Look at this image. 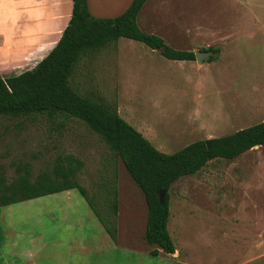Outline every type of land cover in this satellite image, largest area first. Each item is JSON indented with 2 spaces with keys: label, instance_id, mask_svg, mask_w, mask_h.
<instances>
[{
  "label": "rangeland",
  "instance_id": "rangeland-1",
  "mask_svg": "<svg viewBox=\"0 0 264 264\" xmlns=\"http://www.w3.org/2000/svg\"><path fill=\"white\" fill-rule=\"evenodd\" d=\"M242 1L148 0L139 14L142 30L162 36L175 49L222 48L216 64L168 59L159 49L122 37L85 52L70 83L81 94L117 107L166 153L261 122L264 0ZM68 154L83 160L78 180L101 216L114 218L117 191L122 220L130 215L137 230H145L142 190L84 121L63 114L0 117V172L9 181L20 165L30 164L36 179ZM72 199L59 193L0 206V238L3 223L11 222L14 237L41 236L60 254L79 253L76 246L69 251L67 243L79 236L89 239L100 227L94 214L84 213L89 206L85 198L75 193ZM120 226L126 235V222ZM168 227L191 264H264V145L234 159H213L174 182ZM149 258L148 264L175 262L165 255Z\"/></svg>",
  "mask_w": 264,
  "mask_h": 264
},
{
  "label": "trees",
  "instance_id": "trees-1",
  "mask_svg": "<svg viewBox=\"0 0 264 264\" xmlns=\"http://www.w3.org/2000/svg\"><path fill=\"white\" fill-rule=\"evenodd\" d=\"M146 2L132 0L117 16L96 17L90 11L88 0H73L69 24L53 49L32 69L8 76L0 73V117L63 114L84 121L104 138L142 190L147 204L146 241L167 253H175L176 246L168 230L173 183L195 174L213 159H234L255 146L264 145V120L227 135L196 140L173 153H166L125 120L117 107L97 102L76 90L70 80L83 54L122 37L159 49L168 59H196L194 51L175 49L163 37L140 28L138 17ZM204 50L213 51L210 61L220 51L213 46ZM83 166V160L68 154L60 155L53 169L39 174L36 179L32 178L31 165L27 163L18 167V174L10 181L0 172V206L78 189L116 240L118 192H115L114 218L109 221L96 211L87 190L78 180ZM150 253L157 256L159 250L153 249Z\"/></svg>",
  "mask_w": 264,
  "mask_h": 264
},
{
  "label": "crops",
  "instance_id": "crops-1",
  "mask_svg": "<svg viewBox=\"0 0 264 264\" xmlns=\"http://www.w3.org/2000/svg\"><path fill=\"white\" fill-rule=\"evenodd\" d=\"M131 1L88 0L90 11L96 17L117 16L127 9ZM232 1L239 3L242 0ZM72 11L73 0H0V73L8 76L34 68L57 44L69 24ZM239 15L240 13L238 17ZM241 19H244L243 14ZM219 49L215 59L210 61L213 64L219 61L217 55L223 53V49L220 47ZM59 193H63L70 203L75 193L85 198L78 189L49 195ZM85 200L89 206L84 213L88 211L90 217L93 214L96 216L100 230L98 233L90 232L89 239L87 236H79L67 243L69 251L76 246L79 253L60 254V249L51 246L50 240L41 236L29 239L14 237L12 223L5 222L3 236L0 238V264H148L149 257L154 256L150 253L153 249L159 250V254L155 257L165 255L173 258L174 264H191L182 257L183 254L176 245L175 253H167L158 245L149 244L144 236L146 228L144 230L142 226L141 230H137L138 225L132 216L128 215L123 221L119 209V197L116 240L106 230L88 200L86 198ZM73 207L77 208V206ZM121 221L126 222V235L125 233L122 235ZM92 225L90 223V229ZM154 245L156 247H152ZM111 250L115 253L110 254ZM93 251L100 252L93 254Z\"/></svg>",
  "mask_w": 264,
  "mask_h": 264
},
{
  "label": "water",
  "instance_id": "water-1",
  "mask_svg": "<svg viewBox=\"0 0 264 264\" xmlns=\"http://www.w3.org/2000/svg\"><path fill=\"white\" fill-rule=\"evenodd\" d=\"M212 54H213V51H211V50H201V51L195 52L196 60L200 63L203 62L205 59L211 57ZM163 195H164V193H162V197H163Z\"/></svg>",
  "mask_w": 264,
  "mask_h": 264
}]
</instances>
